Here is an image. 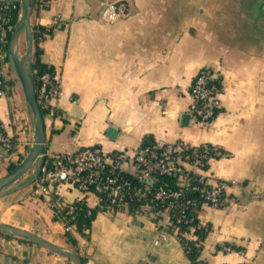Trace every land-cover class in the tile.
<instances>
[{
	"label": "crops",
	"instance_id": "1",
	"mask_svg": "<svg viewBox=\"0 0 264 264\" xmlns=\"http://www.w3.org/2000/svg\"><path fill=\"white\" fill-rule=\"evenodd\" d=\"M105 1L49 0L32 8V25L51 29L38 44L60 90L51 100L55 112L44 115L36 171L31 167L0 191V221L76 251L84 264H192L166 229L167 212L148 205L133 213L125 205L98 210L88 238L71 227L74 245L64 222L53 217L54 204L83 199L94 206L98 196L60 184L52 199L34 187L45 155L89 145L133 149L145 136L153 143H210L224 154L209 160V181L235 182L226 188L224 205L199 210L211 225L200 257L207 264H264V0H122L125 13L114 21L101 16ZM203 66L218 70L222 80L221 106L207 126L189 112V86ZM5 72L12 85L11 93L0 94V128L15 147L10 162L0 156V176L26 154L34 132L10 62ZM18 237L0 233V264H74ZM224 242L240 249L216 248Z\"/></svg>",
	"mask_w": 264,
	"mask_h": 264
},
{
	"label": "built area",
	"instance_id": "2",
	"mask_svg": "<svg viewBox=\"0 0 264 264\" xmlns=\"http://www.w3.org/2000/svg\"><path fill=\"white\" fill-rule=\"evenodd\" d=\"M20 5L21 0H0V94H6L10 87L5 72L10 62L7 59L9 53L6 41L8 32L14 28V13L17 12L18 16L20 14ZM124 13L125 5L122 0H106L103 3L101 16L107 21H114ZM60 25V21L57 20L55 26ZM50 30L44 28L39 38ZM59 90V81L54 75L49 72L40 75L36 95L39 104L46 108L49 114L55 112L51 100L58 95ZM221 93L222 80L219 71L210 66L199 68L189 86L191 97L189 112L192 120L202 126L209 125L221 106ZM14 147L15 140L0 129L1 158L10 162ZM218 155H222V149L218 145L207 143L195 145L181 139L112 151L89 145L75 151L45 155L39 165L34 191L38 194L51 195V198L55 199L57 186L66 184L82 193L96 194L99 202L102 198L105 199L112 209L115 205L126 206L128 199L134 195L145 196L153 182V172L158 171L178 175V188L160 185L154 191V197L160 202L168 201L163 211L167 212L169 206L182 203L177 200L185 197L183 187L190 182L189 172L192 171L199 175L201 182L207 184L201 189L204 197L202 205L217 206L227 186L235 182L223 179L209 181L206 174L208 162ZM128 175L137 179L141 186H132ZM184 202H190V199L185 198ZM55 206L58 209L66 206L65 213L68 214L76 207L73 202L54 204ZM71 227L72 225H65V229ZM198 264L204 262L200 261Z\"/></svg>",
	"mask_w": 264,
	"mask_h": 264
},
{
	"label": "trees",
	"instance_id": "3",
	"mask_svg": "<svg viewBox=\"0 0 264 264\" xmlns=\"http://www.w3.org/2000/svg\"><path fill=\"white\" fill-rule=\"evenodd\" d=\"M49 0H32V8H40L47 6ZM18 13H14V25L18 19ZM33 35H34V47H33V61H32V75L33 81L35 85V90L37 92L38 86L40 84V75L44 72H49L52 76L54 75V68L51 64L43 61L41 59L42 49L38 44V39L41 34V31L44 29L43 27H37L36 25H32ZM13 31V30H12ZM12 31H9L7 34L6 41V49L8 47V42L11 37ZM7 59L11 61L10 56H7ZM8 85L10 86L7 90V94L11 93V85L12 81L10 79L7 80ZM40 108L45 115L47 113V109L44 108L41 104ZM1 129V128H0ZM153 144L152 139L149 136H145L142 140L141 145ZM211 145L210 143H207ZM224 151L222 149V155ZM220 156V155H218ZM17 163H10L7 167V172H9ZM190 182L184 185V194L185 197L177 200L179 205L169 206L167 209V214L169 216V223L166 226V229L170 232H175L178 239L180 240L183 249L190 259L192 264H198L202 261L200 254L203 248L204 239L206 238L208 232L211 229V225L209 222H203L199 218V210L204 201V197L202 195L201 189L204 187L203 182L199 179V175L195 172L190 171ZM131 179L132 186L140 187L141 183L135 179L133 176L128 175ZM170 187V188H178V175L159 173L158 171L153 172V182L150 184V188L147 191L145 196L142 195H134L133 198H129L127 201V210L130 213L135 212L143 205H148L153 212L161 213L164 211L165 206L168 204V201L160 202L158 199L154 197V191L158 186ZM225 193L222 194L219 198V203L217 206H222L225 204ZM190 199V202H184V199ZM75 204V209L72 213H65L66 206L58 209L56 206L54 218L61 219L65 225L74 226L75 230L82 236L88 238L89 237V228L91 226L92 220L96 216L98 210L107 209L109 206L107 205V201L105 199H101V201L94 206L87 205L86 201L83 199H78L73 201ZM120 205H115L112 209L118 208ZM158 218V215L154 217ZM65 234L69 242L76 245L77 239L76 236L72 233L71 229H65ZM192 233V237H188V233ZM1 234L12 236L9 233L1 232ZM20 239L28 240L23 237H18ZM31 241V240H28ZM224 246H228L229 248L240 249L239 246L224 242L223 244H217L216 248H221ZM80 255V254H79ZM81 256V255H80ZM82 264H84L85 259L81 256ZM204 262V261H202ZM204 264H207L204 262Z\"/></svg>",
	"mask_w": 264,
	"mask_h": 264
},
{
	"label": "water",
	"instance_id": "4",
	"mask_svg": "<svg viewBox=\"0 0 264 264\" xmlns=\"http://www.w3.org/2000/svg\"><path fill=\"white\" fill-rule=\"evenodd\" d=\"M31 11L32 0H21L20 14L14 25L7 50L19 77L26 101L32 112L34 125L33 140L29 150L22 159L9 172L0 176V191L14 181L23 178L28 173L34 161L42 153L45 145L44 115L37 99L31 68L34 47ZM20 28L23 29L25 35V52L21 57L18 56L14 49V40ZM185 116L187 117L188 115ZM115 132L116 129L114 127L108 128L110 135H113ZM0 231L31 240L51 251L65 256L74 264H82L81 256L76 251L62 247L38 233L3 221H0Z\"/></svg>",
	"mask_w": 264,
	"mask_h": 264
},
{
	"label": "rangeland",
	"instance_id": "5",
	"mask_svg": "<svg viewBox=\"0 0 264 264\" xmlns=\"http://www.w3.org/2000/svg\"><path fill=\"white\" fill-rule=\"evenodd\" d=\"M14 49L17 52V54H18L19 57H21L24 54V52H25V35H24V31H23L22 28L19 29V31H18V33L16 35V38L14 40ZM10 63H11V66L15 70V67H14V64H13L12 60L10 61ZM8 79H10V77H8ZM17 79H19V77ZM36 165L37 164H35L32 167L33 172L36 171ZM31 174H32V172H30L29 176L27 177L28 180H29V177H31ZM15 185H17V184H15Z\"/></svg>",
	"mask_w": 264,
	"mask_h": 264
}]
</instances>
